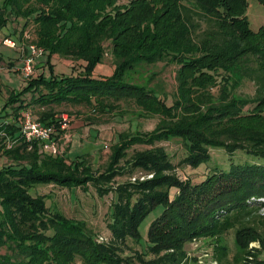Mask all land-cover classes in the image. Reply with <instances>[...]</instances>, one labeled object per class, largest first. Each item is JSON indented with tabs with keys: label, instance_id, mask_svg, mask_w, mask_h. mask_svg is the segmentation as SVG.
<instances>
[{
	"label": "trees",
	"instance_id": "obj_1",
	"mask_svg": "<svg viewBox=\"0 0 264 264\" xmlns=\"http://www.w3.org/2000/svg\"><path fill=\"white\" fill-rule=\"evenodd\" d=\"M247 7L245 0H0V30L9 18L21 20L17 34L6 36L16 47L26 42L27 56L30 46L42 50L38 74L24 77L27 85L11 91L0 111V264H189L185 246L199 239L210 240L205 250L217 264H242L250 255L264 264V28L250 30ZM108 53L111 75L93 78ZM52 58L71 62V72L54 73ZM157 64L173 69L172 93L150 86L154 73L147 82L131 79ZM245 81L252 95L240 91ZM124 105L139 111L136 118L158 120L150 131L131 124L115 135L102 171L88 154L70 159L67 148L52 156L21 138L26 112L62 136L64 112L56 109L82 108L90 112L83 120L97 121ZM173 140L185 147L175 163L162 145ZM211 148L260 162L182 181L177 169L206 162ZM49 183L111 193L110 240L99 242L83 221L29 194ZM159 205L139 251V226ZM251 242L260 250L252 252Z\"/></svg>",
	"mask_w": 264,
	"mask_h": 264
},
{
	"label": "rangeland",
	"instance_id": "obj_2",
	"mask_svg": "<svg viewBox=\"0 0 264 264\" xmlns=\"http://www.w3.org/2000/svg\"><path fill=\"white\" fill-rule=\"evenodd\" d=\"M248 3L246 10V16L249 22V28L253 32L258 31L260 28H264V6L258 0H245ZM21 28V20L19 24L13 18L8 19V23L5 27L0 30V111L2 110L5 101L7 100L11 91L17 93L22 87L26 86L27 83L24 81V77L30 78V76H35L38 74L37 70L34 68L40 67L37 62L40 61L39 55L35 58L32 63V70L30 75L25 76L23 73V63L27 59V54L25 48H28V44L24 41L21 42L22 47L14 46V43L7 37L9 33ZM6 38V40H5ZM15 38V36H12ZM39 49V48H38ZM41 50V49H39ZM42 51V50H41ZM71 62L67 60L59 61L57 58L51 59V64L53 65V72L56 74H69L71 69L69 68ZM35 70V71H34ZM113 71L112 58L108 53L99 63L92 72L93 78H104L111 75ZM152 80L150 86L156 85L164 90L165 92L172 93L174 91L175 82L173 79V69L171 67H162V64H157L155 66H145L139 70L132 72L131 79L133 81L147 82L151 74ZM45 75H50V72L45 67ZM26 79V78H25ZM26 79V80H27ZM254 86L245 81L242 89L243 93L247 95H252L254 92ZM31 112L34 114L39 109L31 108ZM59 112H64L62 115L66 114L68 117L66 120V137L63 141L62 152H67V148L71 150L66 153L70 159H75L77 156L88 154L90 162L93 163L94 169L102 171L109 161V156L111 153V146L115 142V135L120 132L126 131L130 127L137 126V130L147 132L154 128L158 119H144L142 117L136 118L139 114L133 105H124L115 114V117H98L97 121L83 120L84 117L90 115V112L82 108H64L56 109ZM79 111L80 115L77 117L76 112ZM61 115V116H62ZM83 117V118H81ZM69 120V121H68ZM162 145L165 147L167 152L171 156V160L175 163L179 160L182 154L185 152L184 145L179 140H173L170 142H164ZM141 149V148H137ZM132 150L127 153V157L132 154ZM260 162V160L249 156L241 151H237L232 157L225 152L222 148H211L209 150V158L206 162L201 163L196 168L191 167H180L177 169L176 173L179 175L182 181L186 178L191 181L192 184L200 183L205 180L206 177L215 172L222 171L226 172L230 169L231 165H251ZM124 162H121L123 165ZM151 175V174H149ZM147 176V175H146ZM126 178L118 179L116 182L124 181ZM142 181V180H140ZM176 193L175 189L170 190V195L174 196ZM29 194L32 196H44V201L46 206L52 211H58L64 216L69 218L81 220L85 223L86 229L91 232L99 242H107L110 240V233L107 230L106 219L109 217L111 212V204L116 198L110 193L104 197H99L95 189L89 186L86 191L81 189L71 188H61L54 183L49 184H38L33 186L29 190ZM163 211V206L159 205L154 208L143 220L139 226L140 240L137 246V250L145 251L148 245L147 232L150 224L155 220ZM264 215V210L260 212ZM233 237L228 236L225 239V243L229 246L233 252ZM210 243L209 239H199L192 240L189 244L185 246V251L187 256L190 258L189 264H196L194 260H199L205 249H210L208 245ZM251 242L250 244H254ZM249 244V245H250ZM129 245L131 243L129 242ZM259 246L258 244L255 245ZM253 250H260L255 248ZM263 258V255H259V260ZM257 264L255 260L252 262ZM197 264H210L209 259L201 260V263ZM231 264V262H229Z\"/></svg>",
	"mask_w": 264,
	"mask_h": 264
},
{
	"label": "built area",
	"instance_id": "obj_3",
	"mask_svg": "<svg viewBox=\"0 0 264 264\" xmlns=\"http://www.w3.org/2000/svg\"><path fill=\"white\" fill-rule=\"evenodd\" d=\"M30 55L27 56V59L24 60L23 63V73L25 76L30 75L32 70V63L35 58L41 55V50L37 49L34 46L29 47ZM68 119V116L66 114L62 115L60 117L59 122V130H66V120ZM69 121V120H68ZM21 138L23 141L28 145V149L32 148V145L37 143L39 144V148L41 151L45 154L52 155V156H58L61 155L63 152L61 151V148H63L62 144L65 140L66 134L59 136V133L56 131V128L54 126H46L38 121H35L33 119V116L30 112H26L22 119L21 124ZM152 175L147 176H138L133 177L131 180L135 181L137 178L139 180H144L145 178L149 179ZM264 210V209H262ZM258 242H255L254 244L249 245V249L253 251L254 247L259 248L257 245ZM259 245V244H258ZM205 259H209L210 264H217L212 258L211 255L208 254L206 250H204V253H202V256L199 257V260L197 259V263H201V260L204 261ZM254 258L252 255L246 257V261L242 262V264H253Z\"/></svg>",
	"mask_w": 264,
	"mask_h": 264
},
{
	"label": "crops",
	"instance_id": "obj_4",
	"mask_svg": "<svg viewBox=\"0 0 264 264\" xmlns=\"http://www.w3.org/2000/svg\"><path fill=\"white\" fill-rule=\"evenodd\" d=\"M71 150V148H69V151Z\"/></svg>",
	"mask_w": 264,
	"mask_h": 264
}]
</instances>
